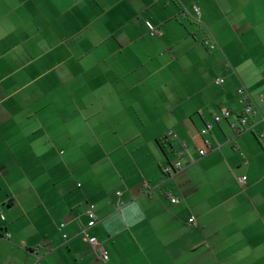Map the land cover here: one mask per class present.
Returning a JSON list of instances; mask_svg holds the SVG:
<instances>
[{
	"label": "crops",
	"instance_id": "1",
	"mask_svg": "<svg viewBox=\"0 0 264 264\" xmlns=\"http://www.w3.org/2000/svg\"><path fill=\"white\" fill-rule=\"evenodd\" d=\"M0 214V264H264V0H0Z\"/></svg>",
	"mask_w": 264,
	"mask_h": 264
},
{
	"label": "built area",
	"instance_id": "2",
	"mask_svg": "<svg viewBox=\"0 0 264 264\" xmlns=\"http://www.w3.org/2000/svg\"><path fill=\"white\" fill-rule=\"evenodd\" d=\"M195 12L199 14V10L197 7L194 8ZM148 31L151 36H161V32L157 30L155 27H153L150 23H147ZM210 49H214L215 45L213 42L208 41L207 42ZM225 83V80L222 78H219L215 81V84L217 86H222ZM238 96H239V102L243 106L241 113L239 114L238 120L235 124H233V128L235 130V133L238 135H241L242 133L251 130L252 124H251V118L256 116L257 110L250 102V98L248 93L245 91V89L241 88L238 90ZM232 116V112L226 108L222 109L219 115L215 116V122L220 123L223 119H229ZM212 126L210 124L206 127V134H208L211 131ZM169 137H175L176 135L171 132L168 135ZM185 148V144L183 145ZM207 151L201 150L200 155L202 157L206 156ZM182 153L178 154L177 160L173 164H169L168 166H165L163 168V174L166 178H173L177 173H179L183 169V163L181 160ZM247 178L243 177L240 179V182L244 184L246 182ZM118 196H120V193H118ZM170 202L172 204H178L180 200L173 195H169ZM89 222L83 226L81 234L84 238V240L92 247L94 248L100 257V260L102 263H107L109 261V251L105 248V246L94 236L90 234V230L96 226L97 224V218L95 214V206L90 205L88 211L86 212ZM0 220H4V217L0 214ZM189 223L197 227V223L195 218H191L189 220ZM62 228L64 225L61 226ZM8 238V236H7ZM66 238V236H65ZM40 259H37V262ZM36 262V263H37ZM38 264V263H37Z\"/></svg>",
	"mask_w": 264,
	"mask_h": 264
}]
</instances>
